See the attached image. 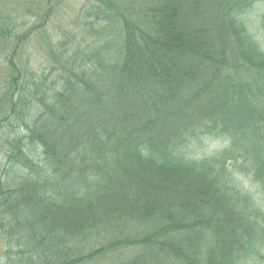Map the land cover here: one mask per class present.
<instances>
[{"label": "trees", "instance_id": "16d2710c", "mask_svg": "<svg viewBox=\"0 0 264 264\" xmlns=\"http://www.w3.org/2000/svg\"><path fill=\"white\" fill-rule=\"evenodd\" d=\"M42 41L0 97V264H263L264 0H84Z\"/></svg>", "mask_w": 264, "mask_h": 264}, {"label": "rangeland", "instance_id": "374dc122", "mask_svg": "<svg viewBox=\"0 0 264 264\" xmlns=\"http://www.w3.org/2000/svg\"><path fill=\"white\" fill-rule=\"evenodd\" d=\"M83 4L84 0H63L58 5L47 3V0H0V16L8 18L16 35L26 36L25 41L20 42L16 49H14L13 43H16L14 39L0 41V97L4 92L7 76L10 74V63L18 70L25 69L34 75L48 68L47 52L42 35L50 34L57 39L60 29L70 24L77 9ZM48 7L50 12L45 17ZM257 16V11L251 16L255 23L258 22ZM1 104L7 112L8 101L4 100ZM223 146L222 142L214 140L212 143H204L203 149L206 152L218 151ZM243 182L245 188H248L255 198L258 200L263 198L262 190L257 184H251L247 180ZM1 252L0 242V259Z\"/></svg>", "mask_w": 264, "mask_h": 264}]
</instances>
